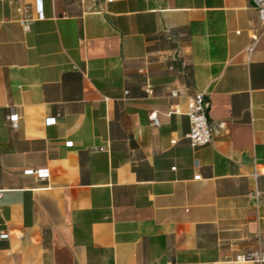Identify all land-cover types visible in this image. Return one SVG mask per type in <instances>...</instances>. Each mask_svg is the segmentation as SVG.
I'll list each match as a JSON object with an SVG mask.
<instances>
[{
    "label": "crops",
    "instance_id": "1",
    "mask_svg": "<svg viewBox=\"0 0 264 264\" xmlns=\"http://www.w3.org/2000/svg\"><path fill=\"white\" fill-rule=\"evenodd\" d=\"M197 92L213 129L201 147L187 137ZM0 188V264H264L238 260L264 251L258 9L0 0Z\"/></svg>",
    "mask_w": 264,
    "mask_h": 264
},
{
    "label": "built area",
    "instance_id": "2",
    "mask_svg": "<svg viewBox=\"0 0 264 264\" xmlns=\"http://www.w3.org/2000/svg\"><path fill=\"white\" fill-rule=\"evenodd\" d=\"M253 5L258 9L262 24L264 26V0H251ZM40 16L42 13L40 12ZM33 21L31 16H26L21 20L25 29L30 28V24ZM146 91L148 93H153V89L150 85L147 86ZM185 93L184 89L176 88L172 91L173 96H180ZM210 112V100L205 92H197L196 94L190 96L189 111L188 116L190 118V131L187 137L191 140V143L195 147L205 146L210 144L213 140V129L210 124L209 118ZM151 121L153 125L159 126L160 120L158 118L157 112H151ZM13 128H18L19 126V114L12 113L9 116ZM55 118H51L49 122H55ZM177 140L173 139L172 143H176ZM72 145V142L68 143ZM175 169V168H174ZM27 173L36 174L41 178H46L49 175L48 169H31ZM195 179H201V175H196ZM4 195V189L0 188V198ZM9 232L4 229L0 231V239L8 238ZM238 260L242 262H264V251L262 252H248L238 256Z\"/></svg>",
    "mask_w": 264,
    "mask_h": 264
}]
</instances>
